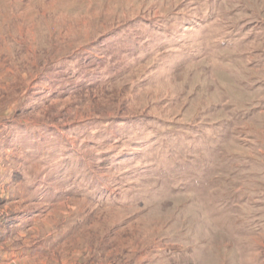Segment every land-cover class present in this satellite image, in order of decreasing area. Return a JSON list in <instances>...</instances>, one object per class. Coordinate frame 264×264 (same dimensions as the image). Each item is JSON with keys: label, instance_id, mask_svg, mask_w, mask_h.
<instances>
[{"label": "rangeland", "instance_id": "rangeland-1", "mask_svg": "<svg viewBox=\"0 0 264 264\" xmlns=\"http://www.w3.org/2000/svg\"><path fill=\"white\" fill-rule=\"evenodd\" d=\"M0 264H264V0H0Z\"/></svg>", "mask_w": 264, "mask_h": 264}]
</instances>
